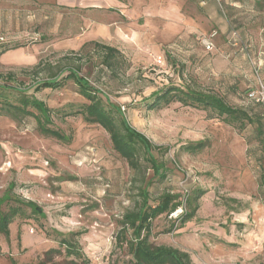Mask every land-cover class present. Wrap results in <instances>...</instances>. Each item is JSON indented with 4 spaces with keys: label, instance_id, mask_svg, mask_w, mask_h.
<instances>
[{
    "label": "rangeland",
    "instance_id": "rangeland-1",
    "mask_svg": "<svg viewBox=\"0 0 264 264\" xmlns=\"http://www.w3.org/2000/svg\"><path fill=\"white\" fill-rule=\"evenodd\" d=\"M119 1L125 7L114 0H0L2 92L27 89L53 111L52 126L71 137L64 144L40 135L31 117L0 114V198L9 195L8 205L18 208L9 237L0 234V264L43 259L58 248L52 231L78 234L88 264H123L129 256L115 240L142 181H150L149 204L165 191H204L184 226L180 212L153 220L151 244L185 252L191 264H264V142L254 128L239 133L200 110L175 102L149 110L145 102L164 87L187 84L262 113L256 105L264 99V0ZM180 9L189 15L183 23ZM213 32L207 51L200 40ZM90 41L116 48L119 67L106 69L92 49L80 53ZM68 68H78L103 102L120 107L131 127L168 148L161 158L154 154L170 169L164 180L151 170L131 171L103 129L73 114L87 101L72 80L34 91ZM197 142L205 143L199 153L180 148ZM20 201L35 203L44 216Z\"/></svg>",
    "mask_w": 264,
    "mask_h": 264
},
{
    "label": "trees",
    "instance_id": "trees-1",
    "mask_svg": "<svg viewBox=\"0 0 264 264\" xmlns=\"http://www.w3.org/2000/svg\"><path fill=\"white\" fill-rule=\"evenodd\" d=\"M88 49L100 53V64L106 69L112 71L119 67L118 57L120 54L116 48L90 41L84 43L79 52L84 53ZM7 51L4 50L2 53ZM66 70L68 74L61 80H58V75H53L49 79L35 83L34 91L59 89L67 80H72L78 89V94L87 101V104L80 105L73 114L80 115L85 123L97 125L103 129L109 136L112 150L126 162L131 171L138 173L142 169L151 170L153 178H157L159 181L164 180L170 169L160 158L168 152V148L153 144L143 134L131 127L121 108L112 104L107 97L103 102L100 90L81 76L78 68ZM4 88L6 87L0 86V114L9 116L13 120L31 117L36 123L40 135L64 144L71 142L70 136L52 126L53 111L43 101L33 96H26L24 91L27 89L20 90L17 87H9L10 92L5 93L2 92ZM11 91L18 94L14 101L9 97L12 94ZM145 102L149 110L165 107L174 102L182 107L200 110L206 113L208 119H216L237 129L239 133L248 126L253 127L257 136L264 142V111L258 114L232 107L215 93L199 91L187 84L183 87L169 85L152 93ZM256 106L261 107L263 104L257 103ZM180 148L187 154H196L205 148V143H190ZM155 153L160 158L155 157ZM149 183L150 181H142V185L138 189L139 200L132 210L126 211L122 215L119 223L120 229L115 240L116 246L120 250L124 248L129 256V260L123 264H191L189 254L171 247L155 246L150 243L152 221L161 215L169 216L180 209L177 222L179 227L184 226L194 218L198 209V201L204 195V191L196 189L182 196L165 191L153 200L152 204H149L150 197L147 189ZM10 201L12 198L7 194L4 195L0 198V207L8 205ZM20 203L32 214L44 216L35 203L30 201H20ZM17 214L18 208L11 205H8L6 211L0 209V234L5 238L9 237V225ZM174 228L175 225H172L170 230L172 231ZM52 234L59 238L57 240L58 248L48 250L44 253L43 259L34 264H88L78 243V234H70L69 237L54 231Z\"/></svg>",
    "mask_w": 264,
    "mask_h": 264
},
{
    "label": "built area",
    "instance_id": "built-area-1",
    "mask_svg": "<svg viewBox=\"0 0 264 264\" xmlns=\"http://www.w3.org/2000/svg\"><path fill=\"white\" fill-rule=\"evenodd\" d=\"M215 35H216V33L213 32L208 37H202L200 42H201V45L205 48V50L211 51L213 49L212 39L215 37ZM262 100L264 101V99H262ZM262 100H261V103L264 106V102ZM257 101H259V100L257 99ZM179 212H181L180 209H179L178 212L172 213L171 215H175L176 216V214H178Z\"/></svg>",
    "mask_w": 264,
    "mask_h": 264
},
{
    "label": "crops",
    "instance_id": "crops-1",
    "mask_svg": "<svg viewBox=\"0 0 264 264\" xmlns=\"http://www.w3.org/2000/svg\"><path fill=\"white\" fill-rule=\"evenodd\" d=\"M114 1H115V3H113L114 6H116L118 8H121V7L124 6V4L121 3L119 0H114ZM183 4H184V1L182 2V5ZM178 15L180 16L179 19H180L181 23H183L185 21L186 16L189 17V15H187L186 12H182L181 9L179 10ZM162 21H163V19H162ZM219 24L221 25L222 28L226 27V26H224L225 24L223 25V22L222 23H219ZM181 30H183L182 27H181Z\"/></svg>",
    "mask_w": 264,
    "mask_h": 264
}]
</instances>
